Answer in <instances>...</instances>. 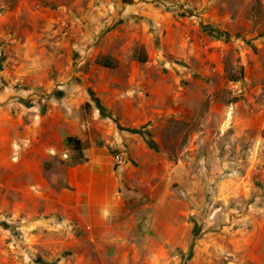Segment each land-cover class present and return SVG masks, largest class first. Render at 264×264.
<instances>
[{"label":"rangeland","instance_id":"obj_1","mask_svg":"<svg viewBox=\"0 0 264 264\" xmlns=\"http://www.w3.org/2000/svg\"><path fill=\"white\" fill-rule=\"evenodd\" d=\"M21 66L36 71L18 79ZM27 76L67 87L40 90ZM11 99L14 115L33 107L26 124L48 115L46 127L87 137L83 149L91 136L112 162L129 156L127 204L142 212L145 259L264 264V0H0V108ZM119 135L131 151L110 144ZM67 160L77 162L72 150ZM8 181L0 264L67 256L73 237L55 234L48 202L18 175ZM55 236L65 242L56 255Z\"/></svg>","mask_w":264,"mask_h":264},{"label":"crops","instance_id":"obj_2","mask_svg":"<svg viewBox=\"0 0 264 264\" xmlns=\"http://www.w3.org/2000/svg\"><path fill=\"white\" fill-rule=\"evenodd\" d=\"M32 36L41 38L42 35L34 31ZM15 70L18 79L23 80H27L25 74L33 75L36 71L30 67L24 70L23 66ZM34 80L33 85L44 91H55L59 85ZM65 84L58 87L65 89ZM55 99L59 98H55L54 93L53 104ZM16 100L11 99L6 104L9 108H0V185H12L8 180L18 175L26 194L46 200L48 210L55 212V234L73 237L74 243L69 244L72 251L60 260L56 257L55 264H156V256L145 259L143 255L147 252V237L141 236L137 227L142 212H133L127 204L131 191L122 168L125 163L116 166L107 148L97 146L91 136V146L83 149L85 161L71 163L67 160L71 149L65 145V138L77 137L84 144L87 137L83 138L69 126L65 129L46 127L42 121L48 115L39 116V123L26 124L24 115L33 107L29 106L20 114L15 109L14 115L12 107ZM68 100L63 94L57 103L62 102L61 106L68 110ZM65 110L59 115L66 122L73 121ZM129 140L127 135H119V139L110 144L126 149ZM127 149L132 148L127 146ZM134 154L131 158L141 157L136 151ZM124 155L125 160H129V156ZM61 239L55 236V255L65 245Z\"/></svg>","mask_w":264,"mask_h":264},{"label":"trees","instance_id":"obj_3","mask_svg":"<svg viewBox=\"0 0 264 264\" xmlns=\"http://www.w3.org/2000/svg\"><path fill=\"white\" fill-rule=\"evenodd\" d=\"M138 60L140 63H146L147 57L145 54L141 53L138 56ZM100 64L101 66L106 68H114V65L111 64L106 58H103L100 61ZM64 142L65 145L68 146L75 153L76 160L78 163L85 161L82 142L77 137L67 136Z\"/></svg>","mask_w":264,"mask_h":264},{"label":"built area","instance_id":"obj_4","mask_svg":"<svg viewBox=\"0 0 264 264\" xmlns=\"http://www.w3.org/2000/svg\"><path fill=\"white\" fill-rule=\"evenodd\" d=\"M114 163L116 166H121L125 163V155L123 152H117L114 155Z\"/></svg>","mask_w":264,"mask_h":264}]
</instances>
